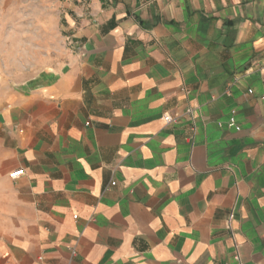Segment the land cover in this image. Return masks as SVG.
<instances>
[{
  "label": "crops",
  "instance_id": "1",
  "mask_svg": "<svg viewBox=\"0 0 264 264\" xmlns=\"http://www.w3.org/2000/svg\"><path fill=\"white\" fill-rule=\"evenodd\" d=\"M66 7L0 82V264H264V0Z\"/></svg>",
  "mask_w": 264,
  "mask_h": 264
},
{
  "label": "rangeland",
  "instance_id": "2",
  "mask_svg": "<svg viewBox=\"0 0 264 264\" xmlns=\"http://www.w3.org/2000/svg\"><path fill=\"white\" fill-rule=\"evenodd\" d=\"M73 0H0V82L14 85L60 64Z\"/></svg>",
  "mask_w": 264,
  "mask_h": 264
},
{
  "label": "built area",
  "instance_id": "3",
  "mask_svg": "<svg viewBox=\"0 0 264 264\" xmlns=\"http://www.w3.org/2000/svg\"><path fill=\"white\" fill-rule=\"evenodd\" d=\"M163 120H164L166 123H168V122L171 121V116L168 115V114H165V115H163ZM22 172H23V170H19V171L13 172V173L9 174V177L12 178V179H14V178L17 177L18 175H21ZM113 185H115V182H111V183H110V186H113ZM70 251H71V255H74V254H75V250H74L73 248H70ZM235 261H236L235 264H241L237 255H236V257H235Z\"/></svg>",
  "mask_w": 264,
  "mask_h": 264
}]
</instances>
